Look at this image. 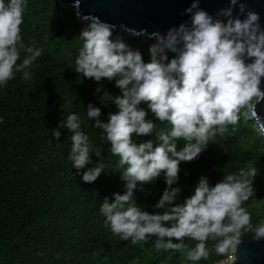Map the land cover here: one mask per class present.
Returning a JSON list of instances; mask_svg holds the SVG:
<instances>
[{"label":"clouds","instance_id":"1","mask_svg":"<svg viewBox=\"0 0 264 264\" xmlns=\"http://www.w3.org/2000/svg\"><path fill=\"white\" fill-rule=\"evenodd\" d=\"M199 0L186 9L190 23H181L166 33H153L155 43L150 48V62L145 63L139 50L131 49L122 40H112V26L93 18L82 28L83 46L75 60L76 72L99 83L102 79L115 81L120 94L112 97L116 112H109L102 122L101 108L87 105V116L94 127L103 129V138L110 143V152L119 157L124 168L121 180L123 194L103 199L100 211L113 234L132 244L157 237L156 249L183 250L184 238L197 241L186 251L189 261L207 259L206 241L216 239L217 255H227L234 248L240 229L250 224V216L241 205L254 196V178L258 170L251 167L238 174L225 175L214 186L201 176L194 194L176 203L181 192L178 183L181 162H191L207 148L210 140L222 134L227 125L244 123L258 116L256 105L264 101L261 81L264 78V30L259 15L248 11L244 19L233 18L232 7L219 15L226 21L214 19L199 8ZM25 0H0V86L14 78V72L25 71L41 55V50L21 42ZM195 9V11H193ZM245 6L240 4L241 13ZM28 55L17 64L20 51ZM168 52L174 53L169 59ZM251 60V63H246ZM100 88H97V92ZM105 92L101 100L109 98ZM147 109L171 129L158 133L161 141L151 139L134 143L136 136H150L156 127ZM80 117L69 114L53 129L59 141L60 129L71 132L69 159L84 183L95 182L105 170L103 163L93 167L88 136L80 130ZM185 141L178 151L177 142ZM100 156V151L95 152ZM86 169V170H85ZM81 170L82 171L81 173ZM164 174L167 187L154 208L163 213H149L133 203L137 184L151 183ZM228 223H225V220ZM170 225V226H169ZM254 238L264 239V222L253 229ZM173 240L178 242L174 243Z\"/></svg>","mask_w":264,"mask_h":264},{"label":"trees","instance_id":"2","mask_svg":"<svg viewBox=\"0 0 264 264\" xmlns=\"http://www.w3.org/2000/svg\"><path fill=\"white\" fill-rule=\"evenodd\" d=\"M88 22L59 0H25L21 42L40 49L41 55L25 69L29 79H24L23 72H14V78L0 86V264H211L226 256L216 254L218 241L209 238L208 258L189 261L186 251L195 247V240L184 238L183 250L157 251V237L132 244L130 239L123 241L113 234L105 223L100 211L103 199L124 193L125 182L120 177L124 168L119 157L110 152L103 129L94 127L95 121L86 111L89 103L100 107L99 119L107 122L108 113L117 111L112 97L120 90L114 80L105 78L97 83L76 72L75 60L83 46L80 32ZM111 39L139 50L144 62H150L154 38L118 29L112 30ZM27 55L21 50L17 64ZM173 56L168 52L169 59ZM105 92L110 97L101 100ZM140 107L156 127L150 136L133 134L132 140L138 144L151 139L158 145V133L169 132L171 126L159 121L146 104ZM73 113L80 117V130L88 136L92 151V164L87 167L98 162L105 166L91 184L83 182L69 159L72 133L62 128L59 141L53 136L52 130ZM184 143L177 142L178 151ZM251 167L258 170L254 196L241 205L250 216V224L240 229L239 237L252 236L253 229L264 222V134L254 119L227 125L198 158L181 162L178 183L173 185L181 188L175 202L182 203L194 194L201 176L214 186L225 175ZM166 187L163 173L151 183H138L132 202L149 213H163L165 209L154 206Z\"/></svg>","mask_w":264,"mask_h":264},{"label":"water","instance_id":"3","mask_svg":"<svg viewBox=\"0 0 264 264\" xmlns=\"http://www.w3.org/2000/svg\"><path fill=\"white\" fill-rule=\"evenodd\" d=\"M59 1L63 6L75 9L82 21L98 18L100 22L112 26V30L123 29L145 39L152 38V34L156 32L164 34L181 23H190L191 14L186 12V9L194 2V0ZM240 4L245 6L243 13L240 11ZM198 6L214 19L226 21L227 18L219 13L231 5L230 0H199ZM248 11L259 15L260 28L264 30V0H237V5L232 7V16L244 19ZM251 62L246 59V63ZM260 87L264 90V78ZM255 111L258 114L253 117L255 125L264 134V101L256 105ZM233 250L234 264H264V239L257 240L254 234L239 237Z\"/></svg>","mask_w":264,"mask_h":264},{"label":"built area","instance_id":"4","mask_svg":"<svg viewBox=\"0 0 264 264\" xmlns=\"http://www.w3.org/2000/svg\"><path fill=\"white\" fill-rule=\"evenodd\" d=\"M234 258L235 254L232 248L226 256L212 262L211 264H234Z\"/></svg>","mask_w":264,"mask_h":264}]
</instances>
